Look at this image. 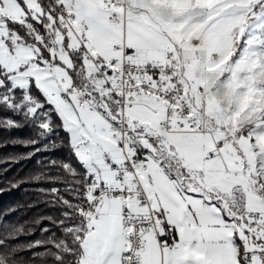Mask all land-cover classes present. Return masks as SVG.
<instances>
[{"label":"snow or ice","instance_id":"obj_1","mask_svg":"<svg viewBox=\"0 0 264 264\" xmlns=\"http://www.w3.org/2000/svg\"><path fill=\"white\" fill-rule=\"evenodd\" d=\"M8 110L71 153L37 255L264 264V0H0Z\"/></svg>","mask_w":264,"mask_h":264},{"label":"trees","instance_id":"obj_2","mask_svg":"<svg viewBox=\"0 0 264 264\" xmlns=\"http://www.w3.org/2000/svg\"><path fill=\"white\" fill-rule=\"evenodd\" d=\"M9 120L12 127L4 123ZM42 132L21 113L0 111V239L17 249L20 264H52L51 257L37 255L45 246H28L61 235L63 209L52 189L71 199L62 169L71 160L65 133Z\"/></svg>","mask_w":264,"mask_h":264}]
</instances>
